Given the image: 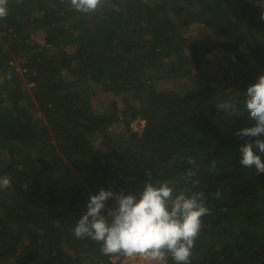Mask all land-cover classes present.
Returning a JSON list of instances; mask_svg holds the SVG:
<instances>
[{"label":"trees","instance_id":"trees-1","mask_svg":"<svg viewBox=\"0 0 264 264\" xmlns=\"http://www.w3.org/2000/svg\"><path fill=\"white\" fill-rule=\"evenodd\" d=\"M262 1L104 0L85 14L69 0H9L0 178L11 186L0 188V264H121L73 229L91 194L139 196L149 180L204 193L211 215L191 264H264V174L239 164L248 138L235 135L255 122L215 107L239 105L264 74ZM216 50L239 66L233 87L211 66ZM92 84L119 105L97 109Z\"/></svg>","mask_w":264,"mask_h":264},{"label":"clouds","instance_id":"clouds-1","mask_svg":"<svg viewBox=\"0 0 264 264\" xmlns=\"http://www.w3.org/2000/svg\"><path fill=\"white\" fill-rule=\"evenodd\" d=\"M69 3L77 12L88 14L96 12L104 0H69ZM8 15L9 0H0V20ZM261 19L264 20V13ZM6 78L11 79L10 72ZM215 107L255 122L254 126L235 133L242 139L248 138L239 149V164L246 169L254 167L257 175L264 174V74L244 91L239 105L225 101ZM188 163L195 161L189 158ZM211 170H217L216 161L212 162ZM147 175L151 177V172ZM10 186L9 178H0V188ZM110 200L115 202L113 206H109ZM208 215L211 209L203 192L176 193L168 181L154 184L149 180L139 196L103 188L91 194L73 234L76 239L90 238L100 243L104 256H122L125 261L138 259L144 264H167L170 257L175 264H191L203 218Z\"/></svg>","mask_w":264,"mask_h":264},{"label":"rangeland","instance_id":"rangeland-1","mask_svg":"<svg viewBox=\"0 0 264 264\" xmlns=\"http://www.w3.org/2000/svg\"><path fill=\"white\" fill-rule=\"evenodd\" d=\"M149 1H152V0H149ZM262 7H263V12H264V4ZM37 38L40 39L41 37L38 35ZM224 53L225 52L222 50H216L214 53L208 54V57H209L208 59L210 60L211 66H212L214 72L217 74L218 78L221 79L225 73L227 76V80L230 83V86L233 87L235 76L237 74L236 69L239 66H236L235 64L230 63L228 60V57L225 56L226 54H224ZM188 62H190V61L188 60ZM190 67L193 68V65L190 64ZM26 80L27 79L23 80L25 83L24 85L30 91V87L32 86V82L30 83V82H27ZM90 89L93 90L95 93V96L93 97V101H94V105L97 109L106 110L109 107V105L112 103V101L117 102L119 105V103H120L119 98L103 93V90L99 86L92 84ZM132 125H133L134 129H136V130L142 129L140 120L134 121V123Z\"/></svg>","mask_w":264,"mask_h":264},{"label":"built area","instance_id":"built-area-1","mask_svg":"<svg viewBox=\"0 0 264 264\" xmlns=\"http://www.w3.org/2000/svg\"><path fill=\"white\" fill-rule=\"evenodd\" d=\"M258 4H260L261 6H263L264 4V1L262 2H257ZM263 8V7H262ZM144 120H141V126L143 128L144 126ZM110 259L115 262V261H120L121 264H144L143 261H140V260H130V261H125L124 258L122 256H113V257H110Z\"/></svg>","mask_w":264,"mask_h":264}]
</instances>
